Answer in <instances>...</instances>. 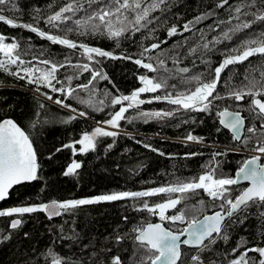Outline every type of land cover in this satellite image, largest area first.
Returning <instances> with one entry per match:
<instances>
[{
  "label": "trees",
  "instance_id": "16d2710c",
  "mask_svg": "<svg viewBox=\"0 0 264 264\" xmlns=\"http://www.w3.org/2000/svg\"><path fill=\"white\" fill-rule=\"evenodd\" d=\"M15 2L20 11H4L2 14L16 23L33 24L49 34L99 47L117 56L121 54L131 56L132 59L97 58L99 63H96L81 55L79 49H69L64 45L52 43L29 29L11 27L0 22V34L6 37L8 43H19L17 53L26 62L37 64L40 60H50L63 63L67 58L72 64L88 63L95 70L107 75V79H97L85 90L76 86L88 84L91 80L90 72L72 67L60 69L57 79L63 83L53 81L57 88L67 87L65 79L67 76L74 77L71 86L76 88V91L73 97H66L44 86H40V91L37 92L35 90L37 85L28 84L26 80L0 70V120L11 118L29 134L40 166L39 178L15 186L9 198L0 203V209L112 192L142 191L175 183L177 178L188 180L198 177L205 171L204 166L213 160L215 152L226 153L215 157L221 165L219 172L235 175L240 162L250 157L236 151L245 149L219 124L215 113L223 107L232 110L237 105L246 109L251 97H246L244 101L231 99L217 101L215 103L219 108H214L210 112L181 110L174 117L150 119L147 122L142 119H133L131 122L124 120L120 124L121 129L117 130L120 133L118 136L99 138L96 149L88 153L78 151L74 153L72 149L63 147L78 141L83 133H91L97 124L110 119L111 114L119 109V105H111V99L118 95H128L141 87L139 76L152 77L162 74L143 69L134 63L135 59L142 58L156 67H159L157 62L163 60L165 67L171 69L176 77L170 79L168 83L177 84L180 90H183V85L179 83L181 76L202 74L204 82L213 79L212 70L224 59V55L235 54L229 51L231 48L236 47L241 40L264 31V22L258 21L253 23L250 29L234 34L231 40H223L222 33L239 23L254 19L251 15H240L239 20L234 18L237 15L234 8L241 0H228V4L222 8L217 7L221 0H167L166 4L150 13L148 19L153 21L147 28H142L134 34L129 32L126 38L120 39L119 46L115 41L103 37L78 36L75 31L66 32L63 24L60 28H53L48 24L47 17L59 11L71 0H15ZM81 2L84 3V0ZM151 2L152 0H144V5ZM95 7L96 5H93V8ZM84 9H87V12L92 10L88 8L87 3H84ZM87 12H77L73 19L84 17ZM133 15L129 13V19H132ZM198 16L207 18L181 34L184 24ZM173 26L177 28V33L169 36L168 29ZM217 37L221 38V43L216 42ZM153 43L160 44V47L144 53L141 57L144 48L150 47ZM205 43L208 44L207 49L203 47ZM193 48L196 49L195 53L190 51ZM10 67L12 71H16L15 65ZM183 67L189 68L190 72L177 73V70ZM261 72H264V58L260 56L250 57L242 64L229 65L221 74V83L218 84L217 91L221 95L226 93L224 81L239 88L245 82V75L249 79L254 77L260 80ZM44 93L52 96V101L64 100L71 108L50 101ZM151 94L163 95V91ZM89 99L92 100L94 107L80 102ZM150 106L163 111L175 107L164 101H153L149 106L143 104L140 106L141 109L133 111L132 117H136L138 111L149 110ZM101 107L102 110H97ZM79 112H86L87 115L79 116ZM242 114L248 117L247 111ZM71 116H75L76 119L69 121ZM255 123L259 128L261 122L257 120ZM250 126V119H246V128ZM217 128H220L219 132ZM189 134L202 137L203 141L199 143L186 141L185 138ZM245 135L250 134L245 132ZM253 143L248 144V149L253 147ZM145 144L151 148L144 147ZM109 145L112 147L109 148ZM193 153L196 155H191ZM73 161L80 162L82 167L77 170L76 175L65 176L64 171ZM262 162L264 163V159ZM245 187L234 186L233 197ZM172 195L175 198L178 194ZM166 198L165 196L125 199L84 205L80 206L74 215L65 214L51 220L43 212L23 214L18 218L22 220V225L16 229L10 227V221L14 216L0 217V264H47L51 262V257L47 256L49 249L64 257L67 264H111L115 256H119L123 264H133L132 253L138 247V242L135 241L138 233L133 232V229L158 220V215L137 209L145 200L151 205ZM199 200L204 201L202 208L197 203ZM218 203L217 201L216 204ZM187 204H196L200 209L197 212L187 211L190 219L193 216L201 218L220 210L202 190L188 200ZM182 207L183 205H179L178 209ZM175 211L170 210L168 215L175 214ZM262 214L264 204H249L246 210L236 213L225 223L222 235L228 236L226 241L217 238L216 243L209 245L204 251L183 246L181 258L183 264H192L191 257L194 255L200 256L202 264H230L231 260L238 258L246 249L264 247ZM163 223L172 230L187 225V221L184 224L179 222L172 224L169 221ZM117 236H123L125 239L117 243ZM241 243L244 246L233 253V248ZM262 258L264 257L259 253L251 251L246 257L249 264H259Z\"/></svg>",
  "mask_w": 264,
  "mask_h": 264
},
{
  "label": "snow or ice",
  "instance_id": "6c2138e0",
  "mask_svg": "<svg viewBox=\"0 0 264 264\" xmlns=\"http://www.w3.org/2000/svg\"><path fill=\"white\" fill-rule=\"evenodd\" d=\"M167 0H152L151 3L144 5V0H84L88 8L92 9L87 12L84 9V3L81 0H71L70 3L61 7L59 11L47 17V23L53 28H60L65 25L64 31H75L78 36L103 37L108 40H113L119 46L120 39L126 38V34L139 32L142 28H147L152 20L148 19L151 12L160 8L162 4H166ZM228 4V0H221L217 7H224ZM93 5H96L93 8ZM256 9V11H247ZM4 11H20L15 0H0V22H4L11 27H22L37 33L40 37L51 41L52 43L64 45L69 49H79L81 55L87 57L89 61L99 63L97 58L110 59H129L131 56L123 54L117 56L111 51L104 50L99 47L90 46L83 42H77L67 37L49 34L39 27L29 23H16L3 15ZM85 11L87 15L78 19H73L77 12ZM237 14L234 18L239 20L240 15L254 17L251 21H244L230 28L227 32L222 33L223 40H231L236 33L243 32L245 29H250L253 23L264 22V0H241V3L234 8ZM129 13L134 14L132 19H129ZM204 17H196L195 21L199 22ZM71 22V26H69ZM192 21H189L183 26L185 31L190 30ZM177 33V28L173 26L168 29V35L173 36ZM217 43H221L220 37L216 38ZM254 45V46H253ZM20 45L17 42H6V37L0 34V53L6 57L5 60H0V70L9 73L18 79L26 80L28 84L37 85L36 91H40V86L47 87L52 92L64 94L66 97H73L76 88L71 86L73 76H67V87L57 88L56 83H63L57 79V73L65 67L81 69L83 72L91 73V80L88 84L77 85V88L87 90L89 85L97 79H107V75L102 71H97L88 63L72 64L67 58L63 63H56L50 60H40L37 64H31L21 59L17 53ZM160 47V44L153 43L150 47L144 48L141 57L144 53L150 52L153 49ZM205 49L208 44L203 45ZM192 53L196 52L193 48ZM229 51L235 53L233 55H224V59L215 67L213 71V79L204 82L203 75L197 74L189 77H180L179 83L183 85V90L178 89L177 84H169L170 79H175L171 69L165 67V62L159 60V67L154 66L151 62H145L144 59H135L134 63L147 69L152 73L162 74L149 77L141 75L138 77L142 86L133 90L128 95L114 96L111 99V105H120L119 110L111 114V118L104 121V124L111 126L114 129L120 127V121L127 120L131 122L133 119H142L145 122L150 119H164L174 117L179 111H196L210 112L214 108H219L215 103L222 100L244 101L246 97H251L247 108H242L237 105L232 110L229 107H223L216 111L218 122L223 128L228 129L232 133L234 141L239 142L247 151L248 144L253 143L251 152L254 154L249 158L240 162V165L235 172V175H225L219 172L221 167L220 162L215 160V157L226 155V153H213V160L204 166L205 171L198 177H192L188 180L177 178L175 183L153 187L142 191H121L108 194H101L91 198L69 199L64 201L52 200L46 203H40L29 206H17L6 210H0V217H12L15 214H31L43 212L49 220L55 217H61L65 214L74 215L75 211L84 205H92L101 202L120 201L125 199H139L151 197H167L161 202L149 204L146 200L141 204L138 211H148L152 215H158L160 220L169 221L172 224H184L187 221V226L172 230L164 227L163 223H148L144 227L135 228L133 232L138 233L135 236V241L138 242V247L133 250V264H183L181 246H189L204 251L209 245L215 244L217 238L227 240V235H222L225 220H231L238 213L246 210L249 204L257 205L264 204V72H261V79L256 80L254 77L249 79L247 75L244 77V83L239 88L235 85H230L228 81H224L227 89L224 95L217 91L218 84L221 83V73L224 72L229 65L242 64L249 60L250 57L260 56L264 58V31L254 34L231 48ZM151 59V58H149ZM206 63V62H205ZM12 65L16 66V71H12ZM190 69L187 67L179 68L177 73H188ZM163 91V95H153L150 99H142V94L157 93ZM175 93V95H173ZM47 99L52 100L53 97L44 93ZM107 95V93H106ZM153 101H164L175 106L169 111H154L140 112L136 117H127L130 109L138 110L145 103ZM56 104L63 107L71 108V105L66 104L64 100L56 99ZM90 107H94L91 99L81 100ZM103 105V102H100ZM43 107V105H41ZM75 111V109H72ZM97 110H102L98 108ZM248 112V117L242 113ZM79 116H86V112H79ZM76 119L75 116L69 117V121ZM246 119H250L251 126L245 128ZM260 121V126L257 128L255 121ZM66 121V122H69ZM35 126V125H34ZM220 131V128H217ZM245 132L250 135H245ZM120 133L118 131L106 130L103 126H97L91 133L85 132L82 137L71 144L64 145L65 148H70L73 152L88 153L96 149L98 139L102 137H116ZM187 141L202 142V137H197L189 134L185 138ZM81 147L77 149L76 145ZM109 148L112 145L108 146ZM144 147L151 148L145 144ZM61 149H57L60 151ZM157 151L156 149H151ZM163 155V153H161ZM191 155H196L195 153ZM39 164L37 162L36 150L33 147V141L29 134L21 128L14 120L5 119L0 121V200H4L13 185L21 184L22 182H31L37 180ZM82 167V164L73 161L64 171L65 176L76 175L77 170ZM219 172V174H218ZM242 181H248L249 186L242 188L238 195L233 197L234 186L240 185ZM203 191L209 198L212 199L215 206L219 207V211L213 212L211 215H205L203 219L193 216L191 219L186 214L191 210L197 212L200 209L196 204L189 205L187 201ZM172 194H178L173 198ZM219 202L216 204V202ZM201 208L204 205L203 200L197 202ZM179 205H183L178 209ZM170 210H176L175 214L168 215ZM264 215V214H262ZM127 217H125V220ZM22 225L21 219H13L10 221V227L16 229ZM62 231V227H61ZM215 234V236H214ZM27 236V233H25ZM184 237V239H182ZM9 237H5L8 239ZM125 237L117 236V243L124 240ZM205 240L208 244H205ZM246 243V242H245ZM244 244H238L233 248V253L239 251ZM259 253L264 257V247H255L246 249L236 259L230 261V264H249V259H246L248 252ZM51 257V264H67L64 257L59 256L53 250L49 249L47 253ZM192 264H202L199 255L191 257ZM111 264H123L119 256H115L111 260ZM259 264H264V258L260 259Z\"/></svg>",
  "mask_w": 264,
  "mask_h": 264
},
{
  "label": "rangeland",
  "instance_id": "374dc122",
  "mask_svg": "<svg viewBox=\"0 0 264 264\" xmlns=\"http://www.w3.org/2000/svg\"><path fill=\"white\" fill-rule=\"evenodd\" d=\"M204 18L203 19H201L200 21H199V23L201 22V21H203L205 18H207V17H205V16H203ZM196 22V21H195ZM196 23H198V22H196ZM84 56V55H83ZM84 57H86V56H84ZM87 58V57H86ZM6 59V57L4 56V54L3 53H0V60H5ZM31 64H34V63H31ZM150 77V76H149ZM118 96H120V95H118ZM47 98V97H46ZM50 101H52V100H50ZM52 102H54V101H52ZM55 103V102H54ZM146 104V103H145ZM146 105H150V103H148V104H146ZM61 106V105H60ZM119 107H120V105H119ZM139 109H141L140 107H139ZM138 109V110H139ZM119 110V109H118ZM132 109H130L127 113H125V115L127 116V117H132L133 115V111H136V109H133L132 111H131ZM144 112H154V111H161V110H157L156 108H152L151 106L149 107V110H143ZM124 120H122V121H120V124L123 122ZM97 126H103L106 130H109V131H117V130H120L121 129V125H120V127L118 128V129H114V128H112L111 126H109V125H107V124H104V123H100V124H97ZM187 141V140H186ZM79 147H81L79 144H78V146H77V149H79ZM251 150V148L250 149H248L247 151L246 150H240V149H236V151H238V152H241V153H245V154H248L249 156H251V155H253L254 153L253 152H251L250 151ZM97 196V195H96ZM91 197H94V196H88V197H83V198H91ZM79 199H81V198H79ZM9 209V208H8ZM0 210H6V209H0ZM14 216V219H17V218H19V214H15V215H13ZM215 236V235H214Z\"/></svg>",
  "mask_w": 264,
  "mask_h": 264
},
{
  "label": "water",
  "instance_id": "95a60500",
  "mask_svg": "<svg viewBox=\"0 0 264 264\" xmlns=\"http://www.w3.org/2000/svg\"><path fill=\"white\" fill-rule=\"evenodd\" d=\"M151 20V19H150ZM153 21V20H152ZM190 21H192L193 23H192V25H190L189 27H190V29H192L193 27H194V23H195V19L194 20H190ZM189 22V21H188ZM188 22H186L185 24H187ZM184 24V25H185ZM189 31V30H188ZM185 32H187V31H185L184 30V28H183V30H181V34H183V33H185ZM262 99V98H261ZM229 110H231V109H229ZM5 119H11V118H8V117H6V118H3V119H1L0 121H3V120H5ZM13 120V119H12ZM223 127V126H222ZM245 128H246V121H245ZM225 129V128H224ZM225 130H227L230 134H232L231 133V131L230 130H228V129H225ZM31 139V138H30ZM33 147H34V145H33ZM35 149V148H34ZM37 154V153H36ZM37 158H38V156H37ZM37 162H38V159H37ZM31 182H33V181H31ZM23 183H29V182H22L21 184H23ZM249 183L250 182H248V181H242L241 183H240V185H246V187H248L249 186ZM18 185H20V184H18ZM18 185H13V187L12 188H10L9 189V192H8V195H7V197L4 199V200H6V199H8L9 198V195H10V192H11V190L15 187V186H18ZM245 187V188H246ZM4 200H0V203L2 202V201H4ZM57 201V200H56ZM215 211H219V210H215ZM215 211H213V212H215ZM213 212H211V213H208V214H206V215H211V214H213ZM205 216V215H204ZM204 216H202L201 218H199V219H203V217ZM55 218H58V217H55ZM18 219V218H17ZM227 222V219L225 220V222H224V224ZM150 223H163L161 220H160V218H159V216H158V220L157 221H153V222H150ZM163 225H164V227H166L165 226V224L163 223ZM187 226V225H186ZM185 226V227H186ZM166 228H168V227H166ZM170 229V228H169ZM215 235V234H214ZM182 239H184V237H182ZM206 242H207V240H205V244H206ZM184 245H182L181 246V252H182V247H183ZM185 247H187V248H191V249H198V248H194V247H189V246H185ZM182 258V257H181ZM180 262L178 261V264H179ZM47 264H51V262L50 263H47Z\"/></svg>",
  "mask_w": 264,
  "mask_h": 264
},
{
  "label": "flooded vegetation",
  "instance_id": "af4514ba",
  "mask_svg": "<svg viewBox=\"0 0 264 264\" xmlns=\"http://www.w3.org/2000/svg\"><path fill=\"white\" fill-rule=\"evenodd\" d=\"M204 21V20H203ZM199 24V22L198 23H194V26H196V25H198ZM222 74V73H221ZM152 97V94L151 93H145V94H142V96H141V98L142 99H150ZM146 104H148V103H146ZM261 163H263L262 161H261ZM246 186V185H245Z\"/></svg>",
  "mask_w": 264,
  "mask_h": 264
}]
</instances>
